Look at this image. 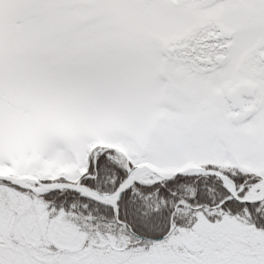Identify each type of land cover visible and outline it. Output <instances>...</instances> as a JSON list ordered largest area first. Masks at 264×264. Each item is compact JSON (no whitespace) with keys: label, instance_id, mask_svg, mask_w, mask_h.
Wrapping results in <instances>:
<instances>
[{"label":"snow or ice","instance_id":"6c2138e0","mask_svg":"<svg viewBox=\"0 0 264 264\" xmlns=\"http://www.w3.org/2000/svg\"><path fill=\"white\" fill-rule=\"evenodd\" d=\"M0 264H264V0H0Z\"/></svg>","mask_w":264,"mask_h":264}]
</instances>
